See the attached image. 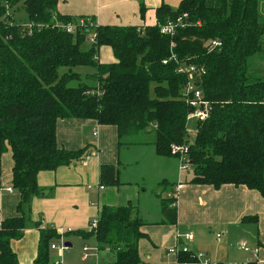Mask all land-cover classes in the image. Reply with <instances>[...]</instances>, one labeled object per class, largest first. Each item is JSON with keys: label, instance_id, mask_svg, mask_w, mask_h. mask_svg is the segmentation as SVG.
Masks as SVG:
<instances>
[{"label": "trees", "instance_id": "16d2710c", "mask_svg": "<svg viewBox=\"0 0 264 264\" xmlns=\"http://www.w3.org/2000/svg\"><path fill=\"white\" fill-rule=\"evenodd\" d=\"M58 2L0 0V156L10 152L11 188L19 194L17 216L0 222V264H19L10 244L30 224V202L41 195L37 175L89 154L88 147L70 152L57 145L61 120L114 126L119 141L152 128L158 157L178 159L172 147L187 148L189 184L245 187L264 201V79L248 77L251 59L264 56L262 0H181L176 9L158 7L153 26H101L84 18L89 25L73 34L55 27L76 20L57 14ZM20 11L25 19L17 21L10 13ZM25 23L45 28L28 35ZM170 23L174 34L161 35ZM90 33L94 42L82 51ZM212 42L220 46L210 50ZM102 47L111 50L112 64L94 59ZM191 75L193 90L185 94ZM195 91L210 111L195 123L190 141L186 124ZM99 179L101 187L120 186L114 166H102ZM163 185L168 186L162 181L158 188ZM161 217L162 225H176L174 198L162 202ZM33 226L39 234L33 264H49L51 243L68 234L94 238L97 252L115 255L112 264H146L138 254L144 225L133 205L102 208L96 227L87 232L60 234ZM176 263L202 264L190 252Z\"/></svg>", "mask_w": 264, "mask_h": 264}, {"label": "crops", "instance_id": "0c3cea01", "mask_svg": "<svg viewBox=\"0 0 264 264\" xmlns=\"http://www.w3.org/2000/svg\"><path fill=\"white\" fill-rule=\"evenodd\" d=\"M180 1L59 0L56 12L73 19H93L101 26L142 27L155 24V10L162 4L176 9ZM141 6L145 8L142 14ZM105 48L98 52L99 64H103L100 51ZM56 141L60 148L70 152L88 147V159L37 175L41 195L30 202L31 226L25 229L20 240L10 244L19 264H33L36 258L39 234L34 224L40 223L41 228H51L60 234L87 232L102 208L127 205L137 207L144 225L142 232L146 237L138 243V254L146 264H173L176 257L167 252L176 246L185 247V235L192 236L190 248H185L198 255L201 263L238 264L229 260L228 240L250 234L255 235L256 244L253 250H243L250 255L247 263L264 264V201L261 196L245 187L227 185L215 190L211 186L189 184L192 179L189 167L181 171L177 159L156 155L152 128L119 141L114 126H99L91 120H61L56 124ZM102 166L117 169L120 186H100ZM12 167L10 152L1 155L0 221L17 216L19 194L11 188ZM162 181L168 186L159 189ZM156 193H161L159 198ZM172 198L177 207V223L175 226L162 225L161 204ZM245 218L251 220L242 223ZM182 231L188 232L183 234ZM218 234L228 237L219 242L216 240ZM91 253L84 261L95 256V264L111 263L101 262L97 254ZM100 253L109 254L112 263L115 261V255L109 251Z\"/></svg>", "mask_w": 264, "mask_h": 264}, {"label": "rangeland", "instance_id": "374dc122", "mask_svg": "<svg viewBox=\"0 0 264 264\" xmlns=\"http://www.w3.org/2000/svg\"><path fill=\"white\" fill-rule=\"evenodd\" d=\"M261 11H262V17L264 18V0L260 3ZM13 15L15 20H24L25 14L23 11L17 12V13H10ZM90 47V43L87 41L81 46L82 51H87ZM100 61L103 64H111L114 62L112 54H110V49L105 48L100 51ZM248 71V77L255 79L257 77L264 79V56L261 54L259 56H255V58L251 59ZM76 72L81 73H87L91 72L90 70L85 69H76ZM195 121L190 120L186 124V131L188 134V138L190 141H193L194 135H195ZM190 168V167H189ZM190 174L192 175V169L190 168L188 170ZM31 226L30 224H27V227ZM188 231H182V233H187ZM228 235L222 234L221 240H218L219 242H223L225 239H227ZM255 235H249L244 237L239 236H233L232 239L228 240V246H229V260L236 262L238 264H248L247 259H250V255L245 253L243 250H241V245L245 244L246 248L249 250H253L255 248L256 241H254ZM217 240V239H216ZM59 246H64L65 244H70L71 247H68L67 250L63 253H60L58 251L53 252L52 250H49V264H54L57 261H61L63 264H95L96 258L95 256L90 257L87 261H84L82 259V250L83 247L86 246L90 248L92 251V255H96L99 258L101 262H111L108 264H112V257L105 253L101 254L100 252H97L95 249V240L94 238H82L80 236H77L75 234H68V236L61 237L59 240L52 242L54 244ZM191 242L184 241L183 244L185 247L190 248ZM167 250V249H166ZM165 250V255H166ZM197 252V251H196ZM195 252V253H196ZM197 254V253H196ZM198 254H201L199 252ZM167 256V255H166ZM169 257V256H168ZM187 264V263H186Z\"/></svg>", "mask_w": 264, "mask_h": 264}, {"label": "built area", "instance_id": "2783aa9c", "mask_svg": "<svg viewBox=\"0 0 264 264\" xmlns=\"http://www.w3.org/2000/svg\"><path fill=\"white\" fill-rule=\"evenodd\" d=\"M183 18H185V16ZM180 22H181V20L178 19L176 21V23H177L176 25H178ZM86 25H89V24L87 23V21L85 19H76L72 23L61 24V25L58 24V25H55V27L60 29L61 31L68 33V34H73L78 30V28H84ZM176 25L170 23V24L162 27L160 29L161 35L172 36L174 34ZM22 28H24L26 30V33L28 35H32L35 32H37V33L40 32L45 27L43 25L35 26L33 24L25 23L22 25ZM94 39H95V34L90 33L88 35L87 41L90 44H92L94 42ZM219 46H220L219 43L212 42L210 45V50H213L214 48H217ZM94 59L97 60L96 57ZM163 64L165 65L166 62H163ZM188 70L194 72L193 68H189ZM192 83H193V78L191 75L190 79H189V84L184 89L183 93L188 94L193 90L192 89ZM189 105L192 107L193 112L187 116V122L190 120H194L195 122H202V121H205L207 119L208 111H210V107H209V104L202 99V96L199 92H197V91L194 92V96H193L192 100H189ZM186 153H187V148H183V147H172V150H171V154L173 156L174 155L179 156V158L177 160L180 164V170L181 171L182 170L184 171L189 167L187 162H186V159H185ZM86 159H88V156L85 158V160ZM96 224H97V218H95L91 221V223L88 226V231L93 230L96 227ZM221 237L222 236L220 234H218L216 236V239L221 240ZM183 238L188 242H190L192 240L191 235H185ZM240 248H241V250L247 251L245 244H242ZM50 250L63 253L67 250V247H65V245L64 246H62V245L57 246L55 244H52V245H50ZM82 252H83L82 253L83 260H86L89 257V252H91V250L88 248H83ZM256 252L257 251H255V254H256ZM167 253L169 255L177 257L179 255L188 254L189 251L185 247L176 246V247L170 248ZM196 257L199 259L198 255H196ZM54 264H63V263L61 261H57ZM176 264H178V263H176ZM204 264H207V263H204Z\"/></svg>", "mask_w": 264, "mask_h": 264}, {"label": "water", "instance_id": "95a60500", "mask_svg": "<svg viewBox=\"0 0 264 264\" xmlns=\"http://www.w3.org/2000/svg\"><path fill=\"white\" fill-rule=\"evenodd\" d=\"M65 247H69V245L68 244H65Z\"/></svg>", "mask_w": 264, "mask_h": 264}]
</instances>
